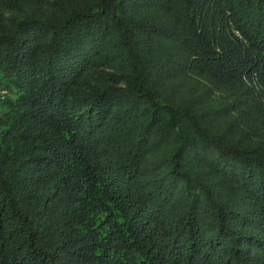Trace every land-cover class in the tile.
<instances>
[{"label": "trees", "instance_id": "16d2710c", "mask_svg": "<svg viewBox=\"0 0 264 264\" xmlns=\"http://www.w3.org/2000/svg\"><path fill=\"white\" fill-rule=\"evenodd\" d=\"M0 264H264V0H0Z\"/></svg>", "mask_w": 264, "mask_h": 264}, {"label": "rangeland", "instance_id": "374dc122", "mask_svg": "<svg viewBox=\"0 0 264 264\" xmlns=\"http://www.w3.org/2000/svg\"><path fill=\"white\" fill-rule=\"evenodd\" d=\"M16 91L12 90L11 88L5 87V86H0V102L4 100H10L13 101L15 98V93ZM4 109H0V112L3 111Z\"/></svg>", "mask_w": 264, "mask_h": 264}]
</instances>
